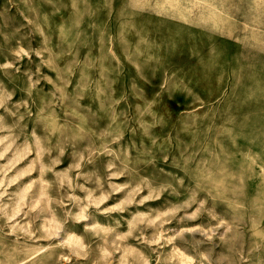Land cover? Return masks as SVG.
<instances>
[{"label": "rangeland", "instance_id": "374dc122", "mask_svg": "<svg viewBox=\"0 0 264 264\" xmlns=\"http://www.w3.org/2000/svg\"><path fill=\"white\" fill-rule=\"evenodd\" d=\"M0 264H264V0H0Z\"/></svg>", "mask_w": 264, "mask_h": 264}]
</instances>
